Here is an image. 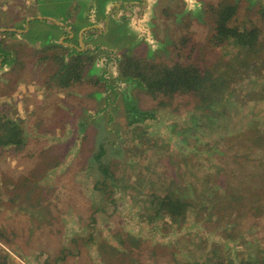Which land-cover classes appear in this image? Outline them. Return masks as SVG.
<instances>
[{"label": "rangeland", "instance_id": "obj_1", "mask_svg": "<svg viewBox=\"0 0 264 264\" xmlns=\"http://www.w3.org/2000/svg\"><path fill=\"white\" fill-rule=\"evenodd\" d=\"M207 1L195 9V16L201 8L207 9L224 0ZM227 1L238 7L231 25L244 32H257L254 45L250 51H243V56L234 55V51L238 53L237 49L221 53L210 42L212 22L208 17L203 23L197 20L198 17L194 18L198 23L192 25L186 37L181 39V30L172 17H167L157 27L156 23L149 21L150 10L145 19L148 20V36L128 45L131 49H123L126 44L120 47V60L117 62L120 68L117 66L112 83H108V75L104 79L99 70H94L97 66L108 73L109 68L107 63L93 64L99 54L98 45L93 50L85 48V57L83 54L74 57L80 49L74 45L77 40L71 33L67 38L74 43L72 48L75 49L67 46L66 50H61L64 45H57L60 49L51 51L35 47L26 51L17 41L10 43L9 40L17 39V34L9 40L7 35H2L4 39H0V51L5 56L10 48L23 50L9 52L8 58L15 65L8 73L10 77L5 75L2 78L0 74V120H18L21 128L27 129L29 139L25 147L13 144L0 147V226L4 227L3 230L0 227V264H197L204 262L208 256L212 258L210 264H240L242 261L252 264L257 255L255 252L264 250V154H258L257 174L247 180L234 179L230 172H225L234 166H230V160L226 158L211 156L207 159L196 154L187 158L191 167L196 165L195 171H185L187 178H204L205 172L213 175L212 192L222 204L229 194L236 192L235 197L239 196L238 193L244 194L239 204L243 220L237 226V241L225 240L221 229L218 232H213L211 228L205 230V222L196 219L195 224L192 217L185 220L179 218L175 223L166 213L151 220L144 219L147 213H141L134 202V190L130 194L123 192L127 185L138 179L144 180L155 162L165 164L170 171L161 168L156 175L165 179L164 186L176 178L177 175L171 173V169L177 170V166L172 165L177 164L174 157L185 158L181 155L184 153L176 148L183 149L185 146L179 143L172 126L179 123L178 129H181L182 124L196 113H210L218 117L219 114L213 113L217 110L211 111L209 105L220 101L225 86L221 82L223 77L233 82L241 95L248 94L245 92L247 88L264 93V0H253L251 5L247 1L240 4L235 0ZM36 3L41 6L34 12ZM55 3L57 5L52 6ZM24 4L32 8L23 16V19L26 18L24 24L35 21L32 26L44 25L43 28L47 29L48 33L42 35L45 38L43 44H48L51 39L58 40L52 37L51 29H57L60 35L67 31L66 19L71 15L64 0H0V29H16L6 21L18 20L19 13L13 8L18 10ZM90 7L91 3L84 7L88 17ZM122 24L113 23L112 26L123 28ZM124 25L123 36L132 39L135 35L132 24L126 20ZM93 28L99 27L86 26L85 32L96 31ZM36 34L32 30L30 38ZM88 43L95 45L97 40L93 36ZM69 48L73 57L68 54ZM179 48H183L185 53L195 49L193 61L203 59L207 64H213L222 56L225 61L236 59L239 64L245 61L252 69L247 73L240 71L238 75L233 74V80L223 73V67L213 69L207 88L211 84L214 87L205 92L209 103L205 108H201L200 96L175 94L157 99L146 92L138 80L132 79L130 83L124 78L122 71L128 60L151 66L172 65L178 59ZM74 58L83 60L86 65L83 72L85 85L82 86L84 81H81L64 88L58 78L66 75L64 67L71 64ZM23 75L27 77L25 80ZM4 77L9 83L3 81ZM42 95L51 98L47 100ZM253 102L257 106L263 102L264 106V94L262 99ZM214 107L225 111L222 103ZM30 112H38L39 117L44 118V125L41 122L42 126L36 127L35 124L31 131L28 126L32 116L27 115ZM242 116L243 119L236 123L239 127L242 122L248 125L254 118L250 114ZM257 117L264 120V108ZM141 136L164 140L170 148L157 150L155 161L140 157L135 159L134 167L123 168L127 163L121 161L119 165L114 155L117 151L125 153L126 159L123 160L133 155L137 147L144 150L152 145L153 149L147 155L155 152L156 140L151 137L147 143L143 142V146H135ZM101 149L106 153L98 157ZM170 149L173 153L169 152ZM172 154L174 157L170 159ZM105 165L112 168L117 178L126 180L123 189H103L104 180L110 183L101 169ZM142 165L145 168H141ZM237 212V206L227 204L221 216L232 213L230 219H233ZM4 252L12 259L2 258ZM131 252L140 253V256L131 258Z\"/></svg>", "mask_w": 264, "mask_h": 264}, {"label": "trees", "instance_id": "obj_2", "mask_svg": "<svg viewBox=\"0 0 264 264\" xmlns=\"http://www.w3.org/2000/svg\"><path fill=\"white\" fill-rule=\"evenodd\" d=\"M237 9L238 7L236 4L233 5L227 0H224L215 6L209 7L202 17V20L206 21L205 18L208 17L212 22L210 26L212 34L210 42L215 45L221 53L227 50L237 49L238 53L234 51V55L241 57L244 55L243 51L251 50L257 32L255 30L244 32L231 25L234 17L237 15ZM177 56L178 59L172 65L153 64L151 66L144 62H137L135 64L132 60H128L125 62L122 74L124 77L138 80L139 85L146 89V92L154 98H166L175 94L200 96L203 105L201 108H205V105L208 103L205 92L214 87V85L211 84L207 88L211 75L210 73L213 69L223 67V73L230 76L232 80L233 74L238 75L240 71L247 73L252 69L250 68L251 66L245 64V61H242L240 64L236 63V59H233V62L229 60L225 61L222 56L218 57L213 64H207L203 59L193 61L192 57H196L195 49L185 53L183 48H179ZM70 63L71 64L64 67L66 75L62 76V78H58L61 86L64 88L71 87L81 81L83 82L85 77L83 72L86 65L84 66L83 60L74 58ZM221 82L225 86L220 101L212 102L213 104L209 105L211 111L214 109L217 110V112L213 113L219 114L218 117L210 113H202L199 115L196 113L182 124L181 129H178L179 123H174L172 126L174 129L173 133L178 137L179 143L185 146L183 149L181 147L176 148L178 152L184 153H180L185 157L184 159L179 156H176V158L174 154L169 156L170 159L174 157L177 163L172 164L173 167L177 166V170L173 171L171 169V173L177 175L176 178L171 180L168 186H164L165 181L163 180L165 179L159 178L156 175L161 168H165L167 171V167L165 164L157 162L153 164V162L152 168L146 173L144 180L138 179L133 183L134 186H132V183H129L130 185H127L123 192L130 194V192L134 190V202L140 207L141 213H147L143 216L144 219L151 220L157 215L166 213L175 223L179 218L185 220L186 217H192L195 221L196 219H198L199 222L204 221L206 224L205 230H210L211 228L213 232H218L221 229V235L224 236L225 240L237 241L239 238L237 226L240 225L243 220V211L239 204L244 199V194L242 193L241 195L238 193L239 196L236 197V192L235 194H229L228 198L222 204V201L212 192L214 184L213 175L205 172L204 178H187L186 174L187 171H195L194 169L196 167V165L191 167V165L188 164L190 162L187 158H189L190 154L202 155L203 157H207V159L211 156H215L216 158H226L230 160V166L232 164L234 166L229 167L225 172H230L234 179H252L257 174V167L260 162L258 154H264V120L262 121V118L257 116L261 114V110L264 106L263 102L257 106L253 101L262 99L264 93L262 90L250 91L251 89L247 88L245 92L248 94L241 95V91L239 92L236 90L233 82L224 77L221 79ZM219 103L223 104L225 111L222 110V108L218 110L217 107H214V105ZM38 114V112H34V114L30 112L27 114L29 117L32 116L30 117L31 124L28 126L31 131L35 124L37 125L36 127H41V122L44 125V118H40ZM242 114H250V116L254 118H252L248 125L242 122L241 127H239L236 123L243 119ZM23 117L27 118L26 115ZM17 121L12 119L8 121L0 120V128H2V132L0 133V147L2 145L8 146L11 144L17 145L18 147L26 146L25 144L29 139L27 138V129L21 128ZM34 121H37V123ZM60 126L61 125H59V127ZM63 130L65 132L64 127ZM64 132H61V134H64ZM48 133L54 134L50 131ZM143 135H145V133H143ZM135 137L136 136H133V138ZM146 137L147 136L139 137L137 145L135 146L139 144L143 146L144 141L147 143L152 138L157 141H155V152L150 156L147 155L148 151L153 149L152 145L144 150L137 147L132 152L133 155L128 156L127 160H123V158L126 159L125 153L117 151L114 155L118 158L120 166L121 161H126L127 165L123 166V168L134 167L136 163L135 159H140V157L142 160L147 159L148 161L150 160L149 158H152L153 161H155L158 155L156 153L157 150L161 151V149L165 150V148H170V145L164 140H159L152 136H150L151 138L148 137L149 139H145ZM169 152L173 153L171 149ZM105 153L104 149H101L98 157L103 156ZM253 155L257 156L252 157ZM143 166L144 165H142L141 168H143ZM101 169L110 182L108 184L104 180L103 189H110L111 191L116 188L123 189L125 185L124 181H126L124 178L123 180L117 178V174H115L114 171L112 173V168L109 165H105V167L102 166ZM124 172H126V170H124ZM167 172L170 171L168 170ZM179 178L185 181L182 182ZM179 180L180 184L178 182ZM118 182L123 183L120 185ZM227 204L237 206L239 212L236 213L233 219H230V215L233 216L232 213H224L225 215L222 214L221 216V211L225 210ZM231 221L234 222L232 225L230 223ZM196 223L197 221L195 224ZM1 228L2 230L4 229V227ZM255 253H257V255L252 261V264H264V250L256 251ZM139 256L140 253L131 252V258ZM7 257L12 259L11 256H8V254L4 252L2 258L7 259ZM210 262H212V258L208 256L204 262H198L197 264H210ZM240 264L246 263L242 261Z\"/></svg>", "mask_w": 264, "mask_h": 264}, {"label": "flooded vegetation", "instance_id": "obj_3", "mask_svg": "<svg viewBox=\"0 0 264 264\" xmlns=\"http://www.w3.org/2000/svg\"><path fill=\"white\" fill-rule=\"evenodd\" d=\"M72 1H75L74 3L77 4L80 3V0ZM84 1L85 6L88 3H91L89 12L91 17H97L98 20H96V22H100L102 24V27L93 29L98 31L100 35L104 36L106 39L105 41L108 42V44L103 43L97 47V52L101 53V55L99 56L97 54L99 61H97L96 58L93 62V64L103 62L104 64L107 63L109 65L107 75L109 76L110 81L108 80V83L113 82L114 74L117 72L116 68L120 60L118 56L120 47H123L124 44H126L123 49H131L128 45L135 44L141 39V37L145 38L148 36V32L146 31L148 20L146 21L145 19L150 13V10H152V14L149 21L156 23L157 27H159V23H162L164 19L172 17L174 19V24H176L181 30L180 38L184 39L187 35V31L192 27V25L198 23L194 21V18L198 17L197 20L202 22V17L208 9H206V7L201 8L199 10V14L196 13L197 16H195V9L199 7L200 4L205 5V3L208 2L207 0H82L81 2ZM243 1L249 2V5L253 3V0H235V3L240 4L243 3ZM64 2L70 4L71 0H64ZM74 3L71 2L72 5ZM126 20L132 24V29L135 33V35L133 34L134 37H132V39L127 36H123L124 30L126 29V26L124 25ZM113 23H123V28L116 26V30L113 32V29L111 28ZM114 34L116 35L115 43L112 40L115 38ZM168 37V31L166 30V38ZM66 47L67 46H62V49L66 50ZM127 58L128 57L125 59ZM110 60H113L114 62ZM110 65L112 66L110 67ZM95 68L98 67L95 66ZM119 68L120 66H118V69ZM118 72H120V70ZM124 78L126 80L129 79L128 81L130 83L132 82V78ZM130 101L131 100H129V102Z\"/></svg>", "mask_w": 264, "mask_h": 264}, {"label": "crops", "instance_id": "obj_4", "mask_svg": "<svg viewBox=\"0 0 264 264\" xmlns=\"http://www.w3.org/2000/svg\"><path fill=\"white\" fill-rule=\"evenodd\" d=\"M45 1L46 2H50L51 0H45ZM71 2L74 3L75 1L73 2L71 0ZM71 2H70V4H68V13L71 16H69V18L66 19V24L68 25V28L66 29L67 31L62 33V35L59 34L57 29L55 31L52 30V29L49 31V32L53 33L52 37L55 36L54 38L57 37L58 40L52 41V39H51V42H48V44H43L45 42V38L42 35H44L45 33H48L47 29L43 28L45 26L42 25L43 27H41L40 25H37V24H34L32 26L31 24L33 22H35V21H33L31 23L27 22V23L24 24V22L26 21V18L23 19V16L25 15L26 12L32 11V8H29L25 4H24V6H21L20 8H18V10H15V8H13L14 11H16V12L18 11V13H19L18 18L19 19L18 20H14V21H6V22L10 23L11 26L13 25L14 28H16V29L12 30V29H3V28H1L0 29V39H4L2 35H7L8 38H6V39L9 40L10 37H13L14 34H17L16 35L17 39L9 40L10 43H11V41H17L19 46H24V47H22L23 49L26 48V51L30 50L29 47H35V49H44V50H48L49 49L51 51V50H55V49H60V48H57L56 44L64 45V46L73 45L74 43L73 42H69L68 38H67L69 33H71L73 35V39L77 40V42L74 45H76L80 49L79 53L75 54L74 57L79 55V54H83L84 57H85V48L93 50L97 45L99 46V45H101L103 43L108 44V42L105 41L106 40L105 37L100 35L98 33V31H93L92 30V32L91 31L83 32V31H85V28H86L87 25L89 27L91 25L95 26V27L96 26L97 27H102V24L100 22L99 23L96 22V20H98L97 17H91L90 13H89V17H88L87 12L84 11V7L85 6L81 7L82 4L85 5V3H84L85 1L81 2L79 4L75 3L73 5L71 4ZM48 5H50V4H48ZM56 5L57 4L55 3L52 6H56ZM40 6H41L40 3H38V4L36 3L35 6H34V9H33L34 12H35V10L37 8L39 9ZM88 18H89V20L87 21ZM115 26L116 25L112 26L113 32L116 30ZM32 30L35 31V33H37V34L35 36H33L32 38H30V36H31L30 33H32ZM61 36H62V39L60 38ZM93 36L97 40V43L95 45L88 43V39L93 37ZM41 37L44 38V39H42ZM115 39H116V35H115V38L112 39L114 41V43H115ZM80 43H81L82 46H80ZM0 44H1V41H0ZM22 48H16V49L15 48H10L9 52L15 50L14 52L18 53V52L23 50ZM71 48H69L68 54L70 55V57H73V53H71V50L75 49V48H72V49ZM61 50H63V49L61 48ZM9 52L6 50V53H7L6 56L7 57H4L5 56L4 52L0 51V74H1L2 78L5 75L7 77H10V74H8L9 71H12L15 68V65H13L14 63H12V61L9 60V58H8L9 54H10ZM98 55L100 56L101 53H99ZM94 70H96V71L99 70L101 72L100 75L103 76L104 79H106L107 70H102L101 68H94ZM23 76H24V80H25V78H27V77L25 75H23ZM3 81L4 82H8L9 80H6V78L4 77ZM83 85H85V77H84V83L82 84V86ZM3 86H5V85H3ZM8 86H10V85H8ZM42 96L44 98L47 97L45 95H42ZM50 98H51V96L48 95V97L46 99L48 100ZM34 102L35 103L37 102V100L35 98H34Z\"/></svg>", "mask_w": 264, "mask_h": 264}, {"label": "water", "instance_id": "obj_5", "mask_svg": "<svg viewBox=\"0 0 264 264\" xmlns=\"http://www.w3.org/2000/svg\"><path fill=\"white\" fill-rule=\"evenodd\" d=\"M83 32H85V31H83ZM80 46H82L81 43H80ZM70 47H72V45H70Z\"/></svg>", "mask_w": 264, "mask_h": 264}]
</instances>
